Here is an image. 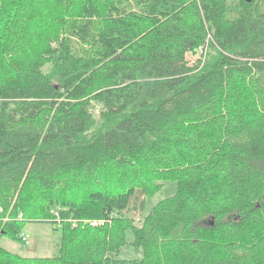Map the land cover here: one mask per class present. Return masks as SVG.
<instances>
[{
  "label": "trees",
  "instance_id": "16d2710c",
  "mask_svg": "<svg viewBox=\"0 0 264 264\" xmlns=\"http://www.w3.org/2000/svg\"><path fill=\"white\" fill-rule=\"evenodd\" d=\"M26 222L53 254L0 264H264V0H0V239Z\"/></svg>",
  "mask_w": 264,
  "mask_h": 264
},
{
  "label": "rangeland",
  "instance_id": "374dc122",
  "mask_svg": "<svg viewBox=\"0 0 264 264\" xmlns=\"http://www.w3.org/2000/svg\"><path fill=\"white\" fill-rule=\"evenodd\" d=\"M198 54H188L187 58L190 60L191 64L196 62ZM176 191V182L174 181H164L163 186L159 191H157L153 196L148 197L145 200V213L148 212L159 200L173 195ZM143 195L137 194L136 202L132 207V215L138 223V219L141 215L138 207L139 201L142 199ZM53 225L46 222H26L23 230L21 232L26 238L25 240L18 241L10 239L9 237H2L0 239V245L4 248L17 253L21 256H36L45 257L51 256L54 252L53 241L55 239V233L53 230ZM133 239V234L129 230L127 231V244L120 248L116 253L118 258L131 259L138 257L140 251H138L131 243Z\"/></svg>",
  "mask_w": 264,
  "mask_h": 264
},
{
  "label": "built area",
  "instance_id": "2783aa9c",
  "mask_svg": "<svg viewBox=\"0 0 264 264\" xmlns=\"http://www.w3.org/2000/svg\"><path fill=\"white\" fill-rule=\"evenodd\" d=\"M201 48H199L200 50ZM89 226H95V225H99V224H102V220H86L85 221ZM25 236H22V240H25Z\"/></svg>",
  "mask_w": 264,
  "mask_h": 264
},
{
  "label": "water",
  "instance_id": "95a60500",
  "mask_svg": "<svg viewBox=\"0 0 264 264\" xmlns=\"http://www.w3.org/2000/svg\"><path fill=\"white\" fill-rule=\"evenodd\" d=\"M247 1H250V0H247Z\"/></svg>",
  "mask_w": 264,
  "mask_h": 264
},
{
  "label": "bare ground",
  "instance_id": "6f19581e",
  "mask_svg": "<svg viewBox=\"0 0 264 264\" xmlns=\"http://www.w3.org/2000/svg\"><path fill=\"white\" fill-rule=\"evenodd\" d=\"M24 236V235H23Z\"/></svg>",
  "mask_w": 264,
  "mask_h": 264
}]
</instances>
